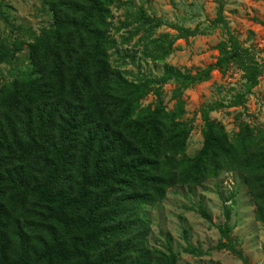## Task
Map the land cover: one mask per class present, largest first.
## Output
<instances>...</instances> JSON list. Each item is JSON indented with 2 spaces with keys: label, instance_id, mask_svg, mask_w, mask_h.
Masks as SVG:
<instances>
[{
  "label": "trees",
  "instance_id": "obj_1",
  "mask_svg": "<svg viewBox=\"0 0 264 264\" xmlns=\"http://www.w3.org/2000/svg\"><path fill=\"white\" fill-rule=\"evenodd\" d=\"M115 1L45 0L50 22L26 44L29 71L0 83V264H176L168 241L165 250L148 246L151 224L140 210L172 187L201 186L222 172L241 175L264 229V130L241 122L229 134L209 117L218 106L201 109L202 146L187 157L192 125L182 98L230 65L243 71L249 92L261 74L257 63L227 30L216 62L195 74L164 64L160 76L128 79L110 62ZM3 8L0 0L7 23ZM133 24L121 43L140 35L142 57L152 62L164 63L172 44L192 34L177 27L169 40L154 38L161 21L141 10L124 27ZM23 47L16 38L0 42V66ZM232 99L228 106H242L244 93ZM228 229L220 228L227 239ZM224 247L231 249L217 246Z\"/></svg>",
  "mask_w": 264,
  "mask_h": 264
},
{
  "label": "rangeland",
  "instance_id": "obj_2",
  "mask_svg": "<svg viewBox=\"0 0 264 264\" xmlns=\"http://www.w3.org/2000/svg\"><path fill=\"white\" fill-rule=\"evenodd\" d=\"M6 22L0 20V42L9 45L16 38L24 44L12 62L0 66V83L29 71L28 49L32 33L48 26L50 15L45 0H4ZM143 11L151 19L161 21L154 38L169 40L180 27L191 35L177 39L164 63L142 57L143 42L134 36L121 43L137 26L124 27ZM111 35L116 48L110 52V62L128 79L142 72L148 76L162 75L164 64L180 72L195 74L214 64L217 46L227 39L226 31L246 48L257 63L261 74L256 85L246 92L243 71L230 65L224 73L213 70L210 77L183 91L184 120L192 125L186 156H193L202 146L201 109H215L209 117L222 124L227 133L237 131L241 122L264 130V0H116L111 7ZM130 17V18H129ZM129 19V20H128ZM221 19L226 24H218ZM10 24L11 27L8 25ZM12 29V30H11ZM174 83L164 86V104L170 109ZM244 93L242 106L230 107L234 93ZM149 95L142 103L153 101ZM222 104V107L220 106ZM203 209L209 219L199 214ZM254 205L240 174L222 172L201 186H175L167 190L164 199L153 207L140 210L150 221L147 244L160 250L169 246L177 255L176 264H264V229L254 218ZM228 226V239L220 228ZM219 244L229 248H217Z\"/></svg>",
  "mask_w": 264,
  "mask_h": 264
}]
</instances>
